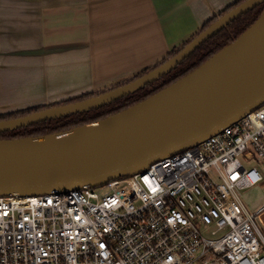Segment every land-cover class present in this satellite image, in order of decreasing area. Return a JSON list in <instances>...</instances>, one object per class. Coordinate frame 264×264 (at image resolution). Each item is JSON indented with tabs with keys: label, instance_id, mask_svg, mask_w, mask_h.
I'll use <instances>...</instances> for the list:
<instances>
[{
	"label": "built area",
	"instance_id": "2783aa9c",
	"mask_svg": "<svg viewBox=\"0 0 264 264\" xmlns=\"http://www.w3.org/2000/svg\"><path fill=\"white\" fill-rule=\"evenodd\" d=\"M262 183L264 103L130 176L0 196V264H264Z\"/></svg>",
	"mask_w": 264,
	"mask_h": 264
},
{
	"label": "water",
	"instance_id": "95a60500",
	"mask_svg": "<svg viewBox=\"0 0 264 264\" xmlns=\"http://www.w3.org/2000/svg\"><path fill=\"white\" fill-rule=\"evenodd\" d=\"M264 3L243 0L167 61L88 98L0 120V133L88 111L140 90L201 43ZM264 103V9L235 40L147 98L65 131L0 138V196L40 195L130 176L192 146Z\"/></svg>",
	"mask_w": 264,
	"mask_h": 264
},
{
	"label": "crops",
	"instance_id": "0c3cea01",
	"mask_svg": "<svg viewBox=\"0 0 264 264\" xmlns=\"http://www.w3.org/2000/svg\"><path fill=\"white\" fill-rule=\"evenodd\" d=\"M235 1L0 0V113L135 75Z\"/></svg>",
	"mask_w": 264,
	"mask_h": 264
},
{
	"label": "trees",
	"instance_id": "16d2710c",
	"mask_svg": "<svg viewBox=\"0 0 264 264\" xmlns=\"http://www.w3.org/2000/svg\"><path fill=\"white\" fill-rule=\"evenodd\" d=\"M242 1L243 0H236L234 3L229 5L226 9L222 10L219 16L223 15L228 10H230L231 8H233L234 6H236L238 3ZM263 9H264V3L254 7L253 9L247 11L246 13H244L243 15H241L240 17L232 21L229 25L224 27L222 30L217 32L215 35H213L212 37H210L209 39L201 43L199 47L191 55L185 58L181 63H179L169 73L165 74L164 80L162 76L161 77L162 81L160 82L158 81L156 84L154 82L157 80L147 84L146 86L142 87L138 91H135L134 93L127 94L119 99L112 101L111 103H108L106 105H103L97 108L90 109L88 111L78 112V113L62 116V117L55 118V119L41 121L39 123L30 125V127L26 126V127L18 128L16 130H12V131L1 132L0 138L39 136L42 134L65 131L72 127L78 126V125L94 122L100 118L106 117L110 114H113L122 109H125L133 105L134 103H137L147 98L148 96L152 95L153 93L157 92L158 90L169 85L170 83L174 82L178 78L184 76L188 72L192 71L193 69L201 65L205 60H207L214 53L219 51L222 47L229 44L231 41L235 40L246 28L252 25L258 19ZM219 16L208 20L199 30H197L188 39L176 45L172 49V51L168 52L166 55H164L163 57H161L159 60L155 61L151 65L141 69L135 75L128 76L122 80H119L113 83L112 85L97 89L94 92L86 93L79 97H75V98L57 102V103H66L70 101L88 98L90 96L102 93L111 88H114V87H117V86H120L122 84L132 81L136 77H139L145 74L146 72L157 67L158 65L162 64L163 62L167 61L172 56L177 54L181 49H183L187 45L188 42H190L201 31L207 28ZM180 66H182V68ZM57 103H54L52 105H55ZM44 107L45 106H37V107L2 113L0 114V120L26 115V114H29L35 110H38Z\"/></svg>",
	"mask_w": 264,
	"mask_h": 264
},
{
	"label": "rangeland",
	"instance_id": "374dc122",
	"mask_svg": "<svg viewBox=\"0 0 264 264\" xmlns=\"http://www.w3.org/2000/svg\"><path fill=\"white\" fill-rule=\"evenodd\" d=\"M217 16H219V15H217ZM180 67L182 68V66H180ZM130 76H132V75H130ZM164 78H165V76H163V80H164ZM158 81L159 82L162 81V78L155 81L154 83L156 84ZM112 84L113 83L92 84V85H90L89 89L82 90L80 94H78V95L75 94L73 97L72 96L67 97V98L65 97L64 99L57 100L54 103L65 101V100H68L70 98L72 99L75 97H79V96L84 95L86 93L94 92L97 89L104 88V87H107V86L112 85ZM51 104H53V103H51ZM0 114H2V113H0ZM242 199H243V202L249 211H251V212L256 211L260 206H262L264 204V183L243 190ZM256 221H257L258 226L260 227V229L262 230V232L264 234V211L259 216H257Z\"/></svg>",
	"mask_w": 264,
	"mask_h": 264
}]
</instances>
